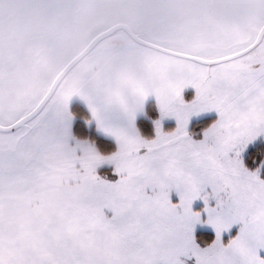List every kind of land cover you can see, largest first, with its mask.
I'll return each instance as SVG.
<instances>
[{
	"label": "snow or ice",
	"instance_id": "snow-or-ice-1",
	"mask_svg": "<svg viewBox=\"0 0 264 264\" xmlns=\"http://www.w3.org/2000/svg\"><path fill=\"white\" fill-rule=\"evenodd\" d=\"M259 27L250 51L189 58L181 86L156 98L151 138L136 128L144 103L82 94L115 139L111 154L73 137L77 88L59 103L0 93V264H264V19ZM104 165L117 180L98 174ZM199 225L214 230L211 244L198 243Z\"/></svg>",
	"mask_w": 264,
	"mask_h": 264
},
{
	"label": "rangeland",
	"instance_id": "rangeland-1",
	"mask_svg": "<svg viewBox=\"0 0 264 264\" xmlns=\"http://www.w3.org/2000/svg\"><path fill=\"white\" fill-rule=\"evenodd\" d=\"M223 11L229 13L223 0H0V40L4 34H13L14 41V45L0 44V93L13 97L19 94L25 101L45 97L81 49L95 36L118 24L128 25L143 40L198 57L228 52L235 43L239 44L235 46L237 49H248L246 46H252L260 34L259 27L244 32L243 36L233 33L224 37L220 26L211 28L212 25H229ZM13 25L26 28L14 32L10 30ZM120 48L143 55L149 62L165 57L136 44L125 32H117L101 42L67 75L54 94V101L61 102L69 88L79 89L92 78L104 59ZM181 62L191 66L188 61ZM83 109L75 92L69 104L73 137L92 143L101 154L116 151L114 141L99 130ZM159 115L158 107L152 106L143 117L149 123L146 125L153 127V135L154 121ZM212 118H199L190 126V131L198 127L201 120L210 123ZM175 127L174 119L163 121L165 131ZM98 174L113 182L118 179L110 165L100 167ZM172 199L178 201L175 194ZM194 207L199 210L203 205L198 201ZM196 237L203 247L214 241L215 232L210 226L199 225Z\"/></svg>",
	"mask_w": 264,
	"mask_h": 264
},
{
	"label": "crops",
	"instance_id": "crops-1",
	"mask_svg": "<svg viewBox=\"0 0 264 264\" xmlns=\"http://www.w3.org/2000/svg\"><path fill=\"white\" fill-rule=\"evenodd\" d=\"M223 1L225 6L229 8V13L223 11L226 14L224 15L225 20L229 25H212L213 27L211 26V28L216 29V27L220 26L224 37L228 38L233 33L236 35L239 33L240 36H243L244 32H252L260 26L261 20L264 19V0ZM21 28L25 29L26 27L13 25L10 30L15 32V30H22ZM12 36L13 34H4L1 37L0 44L6 42L14 45ZM88 45L89 43L81 49L77 56ZM238 45V43H235L233 49H237L235 46ZM181 61L185 60L165 56L149 62L146 57L136 54L134 51L130 52L123 48L116 49L111 56H107L104 59L99 69L92 75V78L82 84L76 92V99L86 109L91 118L90 109L85 100L82 99V94L89 89H95L104 94L114 93L117 102L122 108L138 107L144 103L143 110L138 113L136 119V128L139 131L138 123L147 112L148 106L158 107L157 96H162L169 91L174 92L181 86L182 73L190 67ZM105 136L116 144L113 137L107 134Z\"/></svg>",
	"mask_w": 264,
	"mask_h": 264
},
{
	"label": "water",
	"instance_id": "water-1",
	"mask_svg": "<svg viewBox=\"0 0 264 264\" xmlns=\"http://www.w3.org/2000/svg\"><path fill=\"white\" fill-rule=\"evenodd\" d=\"M123 31L125 32L128 37L134 41L136 44L145 47L147 49L156 51L162 55L168 56V57H172L175 59H180V60H185V61H189L190 57H194L188 54H184V53H179V52H175L172 50H169L167 48H164L160 45H157L153 42L150 41H146L141 39L140 37L136 36L133 31L131 30V28L126 25V24H118L115 25L113 27H111L110 29L102 32L101 34H99L98 36H96L91 43L77 56L75 57L69 64L68 66L62 71V73L56 78V80L53 82L52 86L50 87L49 91L47 92V94L45 95V97H52L54 96V94L56 93L58 87L60 86V84L64 81V79L67 77V75L81 62L83 61L101 42H103L104 40L110 38L111 36L115 35L117 32ZM261 36V33L259 34L258 38ZM257 38L256 42L251 46V47H255L258 43H259V39ZM251 48L249 47L248 49H246V51H250Z\"/></svg>",
	"mask_w": 264,
	"mask_h": 264
},
{
	"label": "trees",
	"instance_id": "trees-1",
	"mask_svg": "<svg viewBox=\"0 0 264 264\" xmlns=\"http://www.w3.org/2000/svg\"><path fill=\"white\" fill-rule=\"evenodd\" d=\"M78 106V105H75ZM153 105H149L148 109H150V107H152ZM84 110V109H83ZM85 111V110H84ZM147 118H143L140 120V122L138 123V128H139V132L141 133L142 136H144L145 138H151L150 134L153 135V127L151 125H146L149 124L147 123ZM154 136V135H153Z\"/></svg>",
	"mask_w": 264,
	"mask_h": 264
},
{
	"label": "flooded vegetation",
	"instance_id": "flooded-vegetation-1",
	"mask_svg": "<svg viewBox=\"0 0 264 264\" xmlns=\"http://www.w3.org/2000/svg\"><path fill=\"white\" fill-rule=\"evenodd\" d=\"M133 31V30H132ZM134 33V32H133ZM135 34V33H134ZM136 35V34H135ZM137 36V35H136ZM138 37H140V36H138ZM141 38V37H140ZM142 39V38H141Z\"/></svg>",
	"mask_w": 264,
	"mask_h": 264
}]
</instances>
